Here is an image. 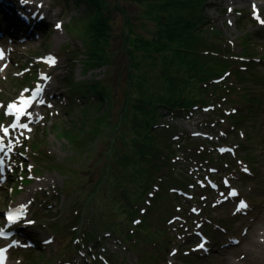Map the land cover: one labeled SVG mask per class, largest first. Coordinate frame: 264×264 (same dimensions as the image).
Returning a JSON list of instances; mask_svg holds the SVG:
<instances>
[{
  "label": "rangeland",
  "instance_id": "rangeland-1",
  "mask_svg": "<svg viewBox=\"0 0 264 264\" xmlns=\"http://www.w3.org/2000/svg\"><path fill=\"white\" fill-rule=\"evenodd\" d=\"M27 1L57 23H0L1 47L23 38L0 56V264H244L237 247L264 264V0ZM194 32L213 53L175 51ZM45 77L58 100L40 92L13 127L7 105ZM183 93L202 104L160 105Z\"/></svg>",
  "mask_w": 264,
  "mask_h": 264
},
{
  "label": "bare ground",
  "instance_id": "bare-ground-1",
  "mask_svg": "<svg viewBox=\"0 0 264 264\" xmlns=\"http://www.w3.org/2000/svg\"><path fill=\"white\" fill-rule=\"evenodd\" d=\"M56 13H58V12H56ZM1 14L3 17L1 16ZM8 17H9L11 22L16 21L15 24L18 26H22L23 24H27L29 22H32L33 24H37V25L39 23H41L42 26H44L47 24L45 22L49 21L48 10H47V8L44 7L43 4H39L38 2L37 3L30 2L27 0H0L1 28H4L3 25L5 24L3 18H8ZM48 23L50 24L48 26V28H49V30H51V29H54L57 22L49 21ZM35 29L36 28H32V31H35ZM30 32L31 31H29L27 29V32L24 35L30 37L31 36ZM0 33H4V29H1ZM56 35H57V37L60 36L59 31H56ZM13 38H14V40H13ZM13 38H12L13 42H11L9 39H4L3 47L0 46V53H2V56H4V58H5V56L14 58L15 52H17V53L21 52V50L17 47V44L14 42L20 41L23 38L17 37L14 35H13ZM13 64L17 65L18 62L15 60L13 62ZM58 64H59V62L55 60V63L53 65L55 67ZM10 68H11L10 62H8V61L5 62V69L10 70ZM40 87L43 89V94H41V95H51V96L56 95L55 97H57V98L54 99L53 101L55 103V101L58 100V97L60 96V90L55 85V81L53 84V81L50 79V77L47 78L46 80L42 81V85ZM4 145H5V141H4ZM2 153H0V154H2ZM2 174L3 173L0 172V176ZM45 181H47V180H45ZM261 194L264 195V191ZM8 214H9V216H11L10 220L15 221L17 219L18 210L17 211L15 210L13 212L11 211ZM230 255L233 256V258L236 259L237 262L239 260L241 263H244V264H258V260H259V258L253 252H250L249 250H244L241 247H237L234 250H232L230 252ZM222 260L225 261L226 259L223 257ZM236 261H233V262H236Z\"/></svg>",
  "mask_w": 264,
  "mask_h": 264
},
{
  "label": "trees",
  "instance_id": "trees-1",
  "mask_svg": "<svg viewBox=\"0 0 264 264\" xmlns=\"http://www.w3.org/2000/svg\"><path fill=\"white\" fill-rule=\"evenodd\" d=\"M73 2H84V4L86 5V7H88V8H90V9H93V10H95V8L94 7H98L97 5H96V3H98V1L99 0H72ZM99 17H100V19H98L97 21L99 22V26H98V28L97 29H99V32H101L102 31V29L105 27V30H108V27H107V21L105 20V17L103 16V12H100L99 13ZM102 20V21H101ZM31 25H33V27H35L37 24H33L32 22H29V23H27V28L25 27L24 29L25 30H27V29H29L30 27H31ZM172 27V26H171ZM109 31V30H108ZM203 36H205L204 34H202ZM127 36H130V35H127ZM192 37H197V38H199V40H197L196 39V43H195V45L197 46V45H199V47H201V48H196L195 47V45H189L188 43H187V41H186V44L185 45H181L180 47H179V45L178 46H176V45H172V46H176V48H175V51L176 50H178L179 48H181L180 50H185L187 53H189V54H191L192 52L193 53H195V54H197V55H206L205 53H213L212 52V48L210 47V46H207L208 44L205 42L206 41V37H204V38H202L201 36V38L199 37V36H197V34L194 32L193 33V36ZM97 40H98V38H97ZM96 40V42H93L92 44H91V46H90V48H88V53H89V56H90V58L91 57H94V62H93V64H95V62H97L98 60H100L103 56L102 55H106V54H104L102 51H100V49L98 48V45H99V43H98V41ZM213 45V44H212ZM214 51V50H213ZM101 55V57H99L100 55ZM97 55H99V56H97ZM128 55V54H127ZM99 57V58H98ZM108 57V59H110L111 58V56H107ZM169 58V57H168ZM186 58V57H185ZM108 59L107 58H102V62H104V63H107V61H108ZM128 59L130 60V57L128 56ZM132 59H134V58H132ZM191 63V62H190ZM134 64V63H133ZM132 64V66L134 67L133 68V71H134V73L132 74V77H130V78H132V79H134V81L135 82H142L143 80H142V78H141V75H139V74H137L136 72H137V69H136V71H135V67H136V65L137 64H135V65H133ZM193 65L192 66H189V69L191 70V69H193V68H195L196 67V63H192ZM184 71H186L187 72V69H185ZM196 72H197V70H196ZM190 73V71L187 73V74H189ZM185 75H186V73H185ZM142 80V81H141ZM195 81H197V79H195V77H190V79H189V81H187L188 83L186 84L187 85V89H189V90H192L194 87H195ZM190 82V83H189ZM198 84V83H197ZM91 93H93V94H95V92H91ZM214 94H216V93H214ZM183 96H186L185 98L183 97L179 102H180V104L179 103H176V102H173V100H168V99H165V102H164V99H163V101H161L160 102V105H162V106H165L166 108H168V109H170L171 111H177V112H179V113H182L181 111L183 110V111H187V110H189L190 109V107L192 106V105H197L198 103L199 104H202V102L201 101H193V103L194 104H190V103H188L187 102V98L189 97V96H191L192 94H189V95H186V94H182ZM195 96H193V98H194ZM138 98V97H137ZM137 98H135V100H137ZM138 99H140V97L138 98ZM193 100H196L195 98L193 99ZM178 101V100H177ZM143 107V106H142ZM177 112H174V113H177ZM155 119V118H154ZM154 121V120H153ZM154 123V122H153ZM152 123V124H153ZM151 124V125H152ZM150 125V126H151ZM165 125V124H164ZM141 141V140H140ZM139 143H141V145H143V143L142 142H139ZM151 143V145H152V147L153 146H156L155 144V142L152 140V142H150ZM144 148V147H143ZM136 156H138L139 157V154H135ZM124 158V161L127 159L126 157H123ZM118 161H121L122 162V160H120V159H117ZM142 160V159H141ZM135 169H137V165L135 166ZM135 169H133V170H135ZM135 173H136V170H135ZM140 185V184H142L141 182H139V181H137V183H135V182H133V185ZM126 186V185H125ZM136 186L135 187H133V190L135 189L136 190ZM130 187V186H129ZM124 188H123V186H118V187H116V190H115V192H114V194L115 195H120V193H118V191H120V190H123ZM117 192V193H116ZM121 194H122V192H121ZM104 219V218H103ZM102 219V220H103ZM116 231V230H115ZM93 264H98V263H96V262H93Z\"/></svg>",
  "mask_w": 264,
  "mask_h": 264
},
{
  "label": "snow or ice",
  "instance_id": "snow-or-ice-1",
  "mask_svg": "<svg viewBox=\"0 0 264 264\" xmlns=\"http://www.w3.org/2000/svg\"><path fill=\"white\" fill-rule=\"evenodd\" d=\"M0 56H2V53H0ZM49 63L50 64H54L55 63V58L53 57H49ZM45 79H47V77H45ZM43 89L40 86H37V88L34 90L33 96L31 98H25L23 95H21L18 99H19V104L12 102L9 103L7 105L8 110L11 111H15L17 113V123L13 125V127L19 126V127H24L27 128V124H20L19 123V117L29 114L27 113V108L30 106L31 102L33 99H35L36 96H38L40 94V92H42ZM43 101H41L42 103ZM30 130V129H29ZM3 135H0V153L5 151V146H4V136L8 135V129L4 128L2 130ZM10 147V146H9ZM4 161L3 159H0V165H3ZM245 171H247V169H245ZM233 195H236L235 191H233L232 193ZM247 204L246 202H244L243 200L240 201L239 206H238V210L246 208ZM9 219H11V216H9ZM31 223V222H30ZM3 233H0V235H2ZM200 247H203V244L200 245ZM6 250L5 249H0V261L3 260V254Z\"/></svg>",
  "mask_w": 264,
  "mask_h": 264
}]
</instances>
